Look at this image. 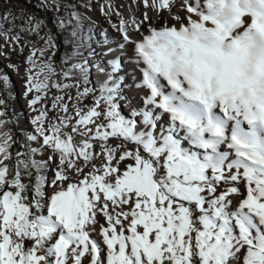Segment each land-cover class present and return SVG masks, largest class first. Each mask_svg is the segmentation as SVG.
I'll return each mask as SVG.
<instances>
[{"label": "snow or ice", "instance_id": "snow-or-ice-1", "mask_svg": "<svg viewBox=\"0 0 264 264\" xmlns=\"http://www.w3.org/2000/svg\"><path fill=\"white\" fill-rule=\"evenodd\" d=\"M13 56L0 264H264V0H0Z\"/></svg>", "mask_w": 264, "mask_h": 264}, {"label": "rangeland", "instance_id": "rangeland-1", "mask_svg": "<svg viewBox=\"0 0 264 264\" xmlns=\"http://www.w3.org/2000/svg\"><path fill=\"white\" fill-rule=\"evenodd\" d=\"M95 18H97L99 20V14L98 13L95 14ZM99 22L103 23L102 20H99ZM21 59H22V57L13 56L8 60H4V61L0 62V71H1L0 72V78H2L3 75H7V76L13 75V77H15V80L13 81L14 82L13 86L15 88L13 87L12 91H10L8 88L5 87L2 79H0V89L6 88L7 92L9 93V101H10L9 112H10V114L12 112H15V117L11 118V119L13 121H18V123L17 122H10V123L6 124L2 129H0V131L8 132L9 130H11V132L14 134V136H16L19 139L21 144H23L24 141L26 142L27 130L30 128L26 124L27 118L24 115L26 113V111L23 109V106L21 104L22 102H20V100H19L20 95H21V90L23 91V93L25 91V81H24L23 70H21V72L19 74H17L16 71H14L11 67L7 66V65H11L13 63H18ZM13 71L15 72V74L12 73ZM16 83H17V85H15ZM17 91H19V92H17ZM21 136H22V138H21ZM23 139H24V141H23ZM13 147L16 148L17 150H23V149L18 148V146H16V145H14Z\"/></svg>", "mask_w": 264, "mask_h": 264}, {"label": "bare ground", "instance_id": "bare-ground-1", "mask_svg": "<svg viewBox=\"0 0 264 264\" xmlns=\"http://www.w3.org/2000/svg\"><path fill=\"white\" fill-rule=\"evenodd\" d=\"M1 72V71H0ZM12 73H14L15 74V72L13 71ZM11 73V74H12ZM17 76V75H16ZM8 77L10 78V83H8L7 85H5V87L6 88H8L10 91H12V88L14 87L13 86V84H14V80H15V77H13V75H8ZM17 79V78H16ZM15 85H17V83L15 84ZM15 88V87H14ZM20 89V88H19ZM17 92H19V91H17ZM25 92V91H24ZM18 96V95H17ZM16 99V98H15ZM28 99H30V97H25V95H24V93H23V91L21 90V95H20V98H19V100H20V102H22L21 104H22V106H23V109L26 111V113L24 114L25 116H26V118H27V122H26V124L29 126V127H31V125H30V118H31V115H32V113H31V110L29 109V107H28ZM21 107V106H20ZM22 138V137H21Z\"/></svg>", "mask_w": 264, "mask_h": 264}, {"label": "built area", "instance_id": "built-area-1", "mask_svg": "<svg viewBox=\"0 0 264 264\" xmlns=\"http://www.w3.org/2000/svg\"><path fill=\"white\" fill-rule=\"evenodd\" d=\"M22 137V136H21ZM23 141H24V139H23ZM25 142V141H24Z\"/></svg>", "mask_w": 264, "mask_h": 264}]
</instances>
